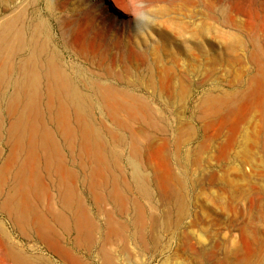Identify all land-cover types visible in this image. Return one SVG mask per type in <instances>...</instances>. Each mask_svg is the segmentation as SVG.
<instances>
[{"label": "rangeland", "instance_id": "obj_1", "mask_svg": "<svg viewBox=\"0 0 264 264\" xmlns=\"http://www.w3.org/2000/svg\"><path fill=\"white\" fill-rule=\"evenodd\" d=\"M46 1L52 4L49 26L53 37H58V27L61 28L64 38L67 37V47L82 50L85 55L99 49L101 43L111 45L114 42V49L111 48L114 55H118H115V70L126 78L128 75L131 81L135 78L125 72L123 63L129 65L133 61L128 59L127 51L124 52L129 43L134 42L142 50L141 42L145 40L150 47L149 61L155 62L159 58L162 63L166 62L156 51L160 40L157 26L152 22L159 19L157 17L164 9H177L176 16L185 24L179 31L187 46L194 45L193 51L199 55L205 46L203 25L206 14L202 4H187L185 0H114L121 10L113 5L112 0H0V20L18 12L26 15L25 21L30 17L31 20L35 11L44 15ZM210 2L214 12L209 20L213 42L209 83L215 88L211 97L217 100V104L225 100L226 107L235 111L234 120L225 128L216 125L209 129L210 134L221 129L220 135L212 136L203 146L197 133L202 123L190 117L187 104L203 103L206 97L196 95V92L180 94L176 98L165 93L156 94L158 102L173 105L167 110L156 108L154 115L159 130H144L140 124L133 125L140 133L142 152L136 163L142 179L137 184L132 180L126 138L114 146L108 143L114 149V157L108 153L106 184L98 187L106 195L114 180L127 198L128 213L124 218L117 217L120 224L129 223L134 216V201H138L153 218L142 229V239L137 237V230L128 225L122 233L105 243L107 253L96 255L94 251L89 254L86 250H77L76 254L85 264H264V0ZM170 47L173 49L172 44ZM122 57L123 62L118 60ZM181 60L187 63V59ZM190 67L195 75L194 85L203 84L206 65L202 57L195 59ZM147 69H143L144 75L148 74ZM143 82L150 85L153 81L145 77ZM244 110L247 117L239 122L237 116ZM106 124L119 135H126L109 121ZM234 124H237L238 131L231 139ZM175 138L182 147L179 156L173 154ZM164 139L167 146L163 154L165 157L167 153L175 179L160 190L155 174L161 163L158 146ZM84 164L90 166L91 162L85 159ZM85 200L90 215L96 216L88 196ZM59 205L56 200L55 207L59 208ZM102 206L107 210L114 209L109 201ZM96 221L99 230L94 233L93 244L98 247L103 244L104 218L98 216ZM0 222L10 235V243L27 261L42 258L39 264H47L42 262L45 259L51 264H73L63 261L55 250H49L36 238L22 237L5 215L0 214ZM0 264H13L1 245Z\"/></svg>", "mask_w": 264, "mask_h": 264}, {"label": "bare ground", "instance_id": "obj_2", "mask_svg": "<svg viewBox=\"0 0 264 264\" xmlns=\"http://www.w3.org/2000/svg\"><path fill=\"white\" fill-rule=\"evenodd\" d=\"M112 2L120 9L116 1ZM185 2L202 4L206 14L203 25L205 46L201 54L193 51L194 45H186L179 31L185 24L176 16L177 9H164L157 17L159 19L152 22L157 26L160 40L156 51L166 62L162 63L159 58L155 62L149 61L150 47L145 40L141 42L142 50L134 42L129 43L124 52L127 51L128 59L133 61L128 65L123 62V57L118 60L124 63L125 72H130L135 78L133 81L128 75L126 78L115 70L117 54L114 55V42L111 45L100 42L99 49L85 55L81 52L82 48L77 51L67 47V37L64 38L61 28L58 27V37H53L49 26L52 18L49 1L45 3L46 13L42 15L35 11L30 21H25L26 15L22 12L0 20V214L8 217L22 237L36 238L49 250H55L65 262L85 264L76 254L77 250H86L89 254L94 251L96 255L107 253L105 243L122 233L128 225L135 228L137 237L142 239V229L146 222L152 220V215L147 214L138 201H134V216L129 223L120 224L117 217L124 218L128 213L127 198L114 180L112 189L106 195L98 187L106 184L108 153L114 157V149L108 143L114 146V143L121 144L126 138L129 141L128 163L132 180L137 184L142 179L136 163L142 152L140 133L133 125L140 124L144 130L157 128L156 108L167 110L173 105L158 102L156 94L165 93L176 98L180 94L196 92V95L206 97L203 103L187 104L190 117L202 123L197 133L203 146L212 136L220 135L221 129L212 134L209 129L216 125L223 128L234 120L235 111L226 107L225 100L217 104V100L211 97V92L215 91L209 83L213 47L209 34L212 29L209 20L214 12L212 4L210 0ZM199 56L206 65L205 78L203 84L195 86L190 64ZM181 58L187 59V63L180 62ZM143 69L148 70L147 75L142 73ZM145 77L153 82L144 84ZM244 111L237 116L239 122L247 117V111ZM107 121L126 135L114 132L107 126ZM237 124L232 126L231 139L237 134ZM162 141L158 146L160 170L155 169L158 171L155 175L160 190L175 179L167 153L165 157L163 154L167 140ZM174 147V156H179L182 147L178 138L174 139ZM85 159L90 160V166L84 164ZM79 172L82 174L79 175ZM86 196L95 207L96 216L90 215L85 204ZM56 200L60 203L59 208L55 207ZM106 201L111 202L114 209H105L102 205ZM98 216L104 218V233L102 246L96 247L93 241L94 233L99 230ZM72 234L74 238L70 239ZM9 239V233L0 222V245L13 264L41 262L39 259L42 258L34 262L22 258ZM42 262L51 264L47 259Z\"/></svg>", "mask_w": 264, "mask_h": 264}]
</instances>
